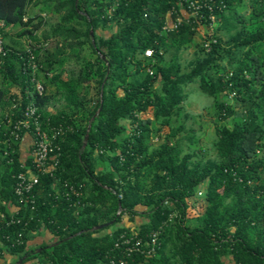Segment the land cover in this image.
<instances>
[{
  "label": "trees",
  "instance_id": "1",
  "mask_svg": "<svg viewBox=\"0 0 264 264\" xmlns=\"http://www.w3.org/2000/svg\"><path fill=\"white\" fill-rule=\"evenodd\" d=\"M210 14L207 50L209 36L195 37ZM0 22V264H264V0H0ZM190 43L198 52L186 70L179 50ZM194 80L214 98L206 158L184 134V84ZM30 102L45 129L64 131L53 170L25 198L15 185L33 163L21 152L32 130L11 145L4 132ZM201 188L206 205L189 216ZM154 229L155 252H128Z\"/></svg>",
  "mask_w": 264,
  "mask_h": 264
},
{
  "label": "built area",
  "instance_id": "2",
  "mask_svg": "<svg viewBox=\"0 0 264 264\" xmlns=\"http://www.w3.org/2000/svg\"><path fill=\"white\" fill-rule=\"evenodd\" d=\"M191 7L195 9V13H198L199 4H196L194 1H191ZM197 10V11H196ZM213 23L208 25L207 27L211 28L210 32H208V38L205 39L204 45L209 50L211 48V43L216 41V37L213 36L215 23V15L210 14ZM181 21V18L173 24L177 26ZM0 24H2L0 22ZM4 51V39L0 32V52ZM29 56V67L33 69L34 76L32 77L33 82H35L37 89L42 93L44 91V84L41 79L36 76V70L39 68V64L36 60V54L32 50V48L27 49ZM145 54L147 56H151L153 54V48L149 47L146 49ZM24 113L22 116L12 121L10 118H7V124L12 128L9 132H4L6 135V141L10 142V138L14 137L15 139L20 138V132L23 129L32 130L33 135V147H32V155H33V163L32 166H28L25 170H21L17 175V182L15 185V191L22 197L29 198L30 192L34 188V186L39 182L40 174L46 171L53 170L54 164L57 163L56 157H54V153L59 151L60 147L56 143L57 136L64 131L62 126L52 127L51 132L43 127L41 122V113L39 112V107L35 102L28 103L24 108ZM0 141L2 139L0 138ZM7 152V151H6ZM54 161V162H53ZM72 190L75 191L74 186H71ZM203 189L201 188L198 191L197 196H201ZM33 201V200H32ZM160 229H154L149 234L150 238H133V242L130 246H128V252L138 251L145 254H151L155 252L157 248L161 245L160 239ZM131 238H126L127 242H130ZM111 264H128L126 259H119L118 262L115 260H111ZM176 264H187L176 263Z\"/></svg>",
  "mask_w": 264,
  "mask_h": 264
},
{
  "label": "rangeland",
  "instance_id": "3",
  "mask_svg": "<svg viewBox=\"0 0 264 264\" xmlns=\"http://www.w3.org/2000/svg\"><path fill=\"white\" fill-rule=\"evenodd\" d=\"M248 13V11H247ZM44 16L47 17V20H50L51 23L57 21V15L51 16V14L44 13ZM217 22L213 24L214 27L217 26ZM50 25H45L43 29H49ZM212 30L207 26H202L200 28V32L195 37V41H200L203 39L204 35L208 34ZM107 32V31H106ZM41 33V30L39 31ZM108 34V33H107ZM173 51L167 53V58L172 57ZM198 48L195 43H190L184 46L179 50V60L182 63L183 69L190 68V62L194 60L197 56ZM184 89L187 92V98L183 102L184 114L182 118H184L186 123V129L184 130V134L192 133L196 138L197 145H203L205 150L202 154H199L200 157H208L214 155L213 141L216 137L215 132V122H214V109L212 107L214 98L209 93L204 91L197 80L192 82H187L184 84ZM236 109L238 113H242L243 108L240 103H236ZM143 116H153V108L149 107L147 111L142 113ZM186 114V115H185ZM169 131V126L164 125L161 128V136ZM154 138H156L154 136ZM185 145L188 144V140L184 138ZM188 147V146H187ZM189 207L187 208V214L189 216H196L200 214L205 205L206 200L203 196H193L189 197ZM41 238L35 240L34 242H39ZM14 256L11 257V261L14 262ZM9 259V258H8ZM6 261V260H5ZM3 261V263H5ZM14 264H18V262H14Z\"/></svg>",
  "mask_w": 264,
  "mask_h": 264
},
{
  "label": "crops",
  "instance_id": "4",
  "mask_svg": "<svg viewBox=\"0 0 264 264\" xmlns=\"http://www.w3.org/2000/svg\"><path fill=\"white\" fill-rule=\"evenodd\" d=\"M21 43H25V40L22 39ZM64 78H67V72L64 73L63 75ZM48 109L51 110L52 112H55L56 108L54 105H49L48 106ZM32 135L28 132L25 133L24 137H23V140L21 142V152H22V155L24 156H27V155H31L32 153V149H31V144H32ZM51 235L49 234H46V237L45 238H50ZM39 238H43L42 235L40 236H37L36 237V240H38ZM41 240V239H40ZM11 259V258H9ZM3 259H1V263H3Z\"/></svg>",
  "mask_w": 264,
  "mask_h": 264
},
{
  "label": "water",
  "instance_id": "5",
  "mask_svg": "<svg viewBox=\"0 0 264 264\" xmlns=\"http://www.w3.org/2000/svg\"><path fill=\"white\" fill-rule=\"evenodd\" d=\"M91 32H93V31H91ZM90 126H91V124H89V128H90ZM88 137H89V134L87 133L86 136H85L84 144H83L84 146L86 145V142H87ZM111 222H112V221H108V222H105V223L98 224V225L95 226V228H101V227H103L104 225H109ZM22 260H23V259L20 258V259L18 260V264H20V263L22 262Z\"/></svg>",
  "mask_w": 264,
  "mask_h": 264
}]
</instances>
